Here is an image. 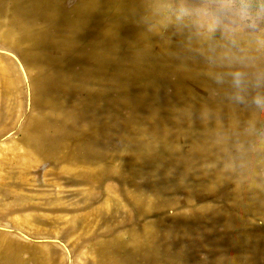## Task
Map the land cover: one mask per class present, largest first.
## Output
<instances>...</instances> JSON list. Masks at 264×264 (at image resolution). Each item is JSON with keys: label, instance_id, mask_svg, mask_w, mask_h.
Returning a JSON list of instances; mask_svg holds the SVG:
<instances>
[{"label": "rangeland", "instance_id": "obj_1", "mask_svg": "<svg viewBox=\"0 0 264 264\" xmlns=\"http://www.w3.org/2000/svg\"><path fill=\"white\" fill-rule=\"evenodd\" d=\"M206 2L0 0V264H264V18Z\"/></svg>", "mask_w": 264, "mask_h": 264}, {"label": "clouds", "instance_id": "obj_2", "mask_svg": "<svg viewBox=\"0 0 264 264\" xmlns=\"http://www.w3.org/2000/svg\"><path fill=\"white\" fill-rule=\"evenodd\" d=\"M215 7L206 3L194 7L181 4L173 9L176 20L181 24H190L206 30L210 34L221 33L227 35L235 33L234 25L236 19L244 21L247 27L255 32L257 22L264 18V0H260V7L257 11L252 8L251 0H214ZM231 15L236 19L228 21L227 17ZM264 43V40H259ZM242 73L233 74V85L240 88L243 84ZM257 105H264V98L256 97L253 101Z\"/></svg>", "mask_w": 264, "mask_h": 264}, {"label": "trees", "instance_id": "obj_3", "mask_svg": "<svg viewBox=\"0 0 264 264\" xmlns=\"http://www.w3.org/2000/svg\"><path fill=\"white\" fill-rule=\"evenodd\" d=\"M252 7L259 8L260 7V0H251Z\"/></svg>", "mask_w": 264, "mask_h": 264}]
</instances>
